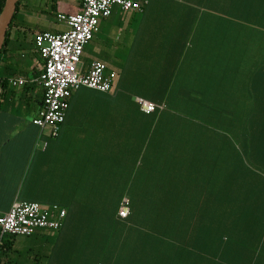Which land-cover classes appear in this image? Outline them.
I'll return each instance as SVG.
<instances>
[{
	"label": "crops",
	"instance_id": "0c3cea01",
	"mask_svg": "<svg viewBox=\"0 0 264 264\" xmlns=\"http://www.w3.org/2000/svg\"><path fill=\"white\" fill-rule=\"evenodd\" d=\"M81 1L19 0L0 53V133L10 128L2 115L15 101L43 96L35 35L65 30L57 14L79 12ZM147 1L142 11L114 6L99 19L79 70L103 62L112 87L76 88L57 136L37 126L21 199L67 210H117L128 199L134 219L163 233L135 236L138 248L116 243L127 257L119 264H264V170L250 163L238 115L256 112L264 138V14L258 7L248 14L262 16L258 22L229 23L230 10L215 9L214 23L190 27L179 23L186 0ZM160 2L179 9L157 8ZM16 78L25 83L13 85ZM191 90L210 104L211 136H157L155 113ZM138 97L162 107L145 113ZM3 141L0 215L16 199L12 185L21 188L27 174L19 177V160Z\"/></svg>",
	"mask_w": 264,
	"mask_h": 264
},
{
	"label": "trees",
	"instance_id": "16d2710c",
	"mask_svg": "<svg viewBox=\"0 0 264 264\" xmlns=\"http://www.w3.org/2000/svg\"><path fill=\"white\" fill-rule=\"evenodd\" d=\"M4 3L5 0H0V13ZM183 3L189 11L187 10L186 15L179 18V23L190 27H204L214 23L215 18L212 13L216 11L215 9H229L228 13H231L229 17L232 19L229 23H253L264 18L262 16H248V14L258 11V7L261 8L260 12L264 14L263 1L186 0ZM160 5L162 8L179 9L178 5L172 2H160ZM204 35L208 34L204 33ZM42 103L43 96L39 98L29 97L25 101L28 107L34 104L39 109L42 107ZM211 118L210 104L204 101L200 102V97H195L194 91L191 90L184 102L168 104L165 111L155 113L156 135L163 134L164 137L173 136V138L209 137L211 136ZM30 174L31 169L29 168L23 178L18 192L19 196L23 195V187L31 178ZM65 210L66 215L62 227L58 231H43L34 234L38 238V243L28 247L27 251L32 250L33 247L45 251L36 254L35 261L32 257L23 255L24 252L16 248L12 241L5 240L2 263L40 264L45 259L46 264H114L113 260L114 257L117 258L116 253L119 248L140 247L133 239L135 236L144 238L141 235L143 233H150L154 236H161L163 233L161 225L158 227L144 225L141 224L139 219H134L131 216V210L126 218H121L119 209L116 210L115 208L103 210L73 208ZM116 243H122L123 246L118 248ZM118 252L119 262L117 261V263L119 264L127 257H122L125 252L120 250Z\"/></svg>",
	"mask_w": 264,
	"mask_h": 264
},
{
	"label": "built area",
	"instance_id": "2783aa9c",
	"mask_svg": "<svg viewBox=\"0 0 264 264\" xmlns=\"http://www.w3.org/2000/svg\"><path fill=\"white\" fill-rule=\"evenodd\" d=\"M147 3V0H82L79 12L57 14V20L67 26L65 30H44L35 35L36 48L44 62L43 103L33 120L41 129V134L46 126L51 127L50 136L59 134L69 107V98L79 86L102 91L111 89L112 81L105 75L106 65L103 62L94 60L87 71L79 70L83 50L93 39L99 19L110 16L114 6L124 11H142ZM11 82L21 85L25 80L16 78ZM137 101L145 113L162 107L143 97H138ZM128 203V199L121 202V218L129 215ZM65 215L66 210L57 205L47 206L38 201L15 199L10 208L0 215V264L5 236H32L43 231H58Z\"/></svg>",
	"mask_w": 264,
	"mask_h": 264
},
{
	"label": "rangeland",
	"instance_id": "374dc122",
	"mask_svg": "<svg viewBox=\"0 0 264 264\" xmlns=\"http://www.w3.org/2000/svg\"><path fill=\"white\" fill-rule=\"evenodd\" d=\"M157 8H161V5H156ZM166 19V18H165ZM168 20L165 22L167 24ZM38 110V106L34 104L31 107H28L24 105V103H19V101H15L10 106V112L2 115V121L9 123L10 128L4 129L0 133V138L4 139L6 142L5 145L8 146V149L10 150V157H13L12 160H14V157L17 156L19 163H18V170L17 174L19 177L21 175H24L28 172L29 168L33 164L34 156L36 154V148H35V142L38 135V127L34 124V118L36 115V112ZM239 118L241 119L240 122L242 126H245L246 129L242 130L243 135L248 140L247 145V154L250 159V163L252 167L257 169L264 170V138H261V127L259 128L258 125V114L256 112L251 113H242L238 114ZM50 126H46L45 133H48L50 131ZM239 132V130H236ZM3 141V142H4ZM39 141V139L37 140ZM260 144L258 148L262 149V154L260 157H255V152L253 153V150L256 149V145ZM30 150V151H29ZM16 179L14 180V182ZM14 191L17 192L16 199H21L23 196H19L18 192L20 190L19 186L12 185L11 187ZM8 197L4 198L3 205L6 203ZM37 236H5V240H10L13 242L16 248L19 250H22L23 255H28L32 257L35 261V258L38 254H40V251H44L41 249H38L37 247H33L32 250L27 251L28 247L36 245L38 242ZM45 252V251H44ZM37 254V255H36ZM36 255V256H35ZM40 264H46V260H42Z\"/></svg>",
	"mask_w": 264,
	"mask_h": 264
},
{
	"label": "water",
	"instance_id": "95a60500",
	"mask_svg": "<svg viewBox=\"0 0 264 264\" xmlns=\"http://www.w3.org/2000/svg\"><path fill=\"white\" fill-rule=\"evenodd\" d=\"M18 2L19 0H5L4 7L0 13V53L14 19Z\"/></svg>",
	"mask_w": 264,
	"mask_h": 264
}]
</instances>
